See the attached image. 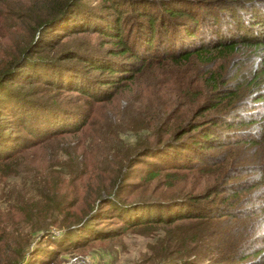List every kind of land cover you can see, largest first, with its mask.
I'll use <instances>...</instances> for the list:
<instances>
[{
    "label": "trees",
    "instance_id": "1",
    "mask_svg": "<svg viewBox=\"0 0 264 264\" xmlns=\"http://www.w3.org/2000/svg\"><path fill=\"white\" fill-rule=\"evenodd\" d=\"M59 1L51 0L42 10L29 5L23 21L29 31H26L23 48L17 61L0 69V178L6 175L10 163L12 165L18 159L22 150L63 135L83 120L82 116L65 113V105L59 102L52 105L23 86L29 70L42 78L50 77L60 85L66 82L68 86L74 85L79 80L88 88L87 95L101 103L112 98L114 93L110 90L117 88L122 78H134L131 76L136 71L134 65L124 55L155 59L159 56L155 54H160L171 62H179L193 55L209 56L213 50L230 52L238 44L245 46L246 42L249 43L247 46L256 48L260 46L257 38L264 35V0H99L94 3L73 0L72 5H66L68 0ZM4 12L18 13L16 4H7ZM51 27L58 33H51ZM90 27L100 40L108 39L109 42H94L92 52H74L69 47H60L67 42L60 39V33L67 36L73 33L72 28L85 31ZM57 36L59 40H56ZM106 43H113V49L106 53H101L106 48L95 50ZM51 48L54 52L49 53ZM7 57L14 59L10 53ZM22 67L29 70L21 72ZM89 69L99 72L91 75ZM210 79L216 80L214 76ZM216 86L212 90L213 99L203 97L201 111L222 109L235 97L237 88L219 89ZM198 98L200 96L189 102L195 105ZM173 99L176 100V96ZM179 99L186 108L187 97ZM230 113L231 110L227 114ZM194 115L197 114L191 116ZM211 118L195 120L189 117V122L178 127L179 133L167 136L163 132L167 124H163L149 135L150 140L140 144L129 156L118 157L114 171L97 170L94 174L93 170L86 171L84 167L85 180L80 174L77 180L73 175L67 194L65 191L56 200L41 190V186L31 188L41 207L23 196L13 197L0 192L7 205L5 211L0 212V264H60V255L67 250H82L100 240L115 238L124 227L147 231L152 226L165 227L166 236L158 239L157 258L143 255L138 264H202L199 254L188 259L193 248L210 233H215L214 229L221 222L236 226L235 220L239 217L245 221L249 215L236 216L238 211L230 209L227 203L239 192L256 186L253 182L238 190L242 186L237 182L227 184L223 176L210 173L217 168H228L224 165L223 149L216 157L206 154L205 149L230 143L234 137L229 135L228 129L236 125L234 132L244 130L246 124L243 120L230 123L223 116ZM251 140L254 137L237 143ZM162 164L169 165L166 169L175 175L182 171L204 172L214 175V181L203 189V196L186 190L146 202V175L159 170ZM145 167L148 170L142 175ZM235 173L234 170L232 175ZM43 178L37 177L34 183L44 184L40 182L46 180ZM214 193H225V196L218 203L210 197ZM261 195L264 206V194ZM51 199L56 201L53 205L58 203L57 209L63 217L61 238L48 236L52 234L43 228L35 241H28L27 236H19L18 223L6 220L12 216L11 211L25 221L35 214L41 217ZM172 231L177 232L175 237L169 234ZM27 244L29 247L24 252ZM175 245L179 249L175 253L177 256L173 255ZM243 259L225 256L207 264H256V261L243 262Z\"/></svg>",
    "mask_w": 264,
    "mask_h": 264
},
{
    "label": "rangeland",
    "instance_id": "2",
    "mask_svg": "<svg viewBox=\"0 0 264 264\" xmlns=\"http://www.w3.org/2000/svg\"><path fill=\"white\" fill-rule=\"evenodd\" d=\"M72 1L68 0L66 5H72ZM11 3L16 4L18 13L4 12L7 4ZM50 3L51 0H0V64L3 65L0 69L17 61L23 48L26 31L29 32L27 25L23 23L29 5L42 10ZM70 30L73 33L67 36L59 34L62 41L67 40L60 45L61 48L69 47L68 49L74 52H92L94 42H109L108 39L100 40L91 27L85 31L78 28ZM53 32L58 33L55 27H51V33ZM49 36L50 34L46 38ZM257 39L260 46L256 48L247 46L249 43L246 42L245 46L238 44L230 52L213 50L209 56L193 55L179 62H171L160 54H155L159 55L155 59H141L134 54L131 57L124 55L128 62L134 65L136 73L131 74L134 78H122L119 86L110 90L114 93L112 98L101 103L87 95L88 88L79 80L74 85L68 86V82L60 85L50 77L42 78L38 73H34L35 71L22 67L21 72L29 70L26 73V84L23 86L38 97L46 98L44 101H49L52 105L57 102L65 105V113L82 116L83 120L63 135L22 150L17 156L18 159L14 160L12 165L10 163L6 175H1L0 192L13 197L23 196L39 207L40 202L31 188L41 186V190L51 194L56 200L65 191L67 194L70 189L69 179L73 175L77 180L80 174V178L85 180L84 167L86 171L93 170L94 174L97 170L114 171L113 166L118 157L129 156L140 144L150 140L149 135L163 124H167L163 129L164 136H167L179 133L181 129L178 127L189 122V117L200 120L223 116V119L230 123L243 120L246 123L244 130L234 132L236 125L228 129L229 135L234 137L230 143L227 142L225 147L216 146L205 151L206 154L216 157L220 150H224V165L228 169L217 168L216 173H210L223 176L227 184L237 182L242 186L238 187V190H242L255 182V187L239 192L234 200L227 203L230 204V209L238 211L236 216H249L245 221L240 219L241 217L235 220L236 226L227 225V221L218 224L214 229L216 231H213L215 233L203 238L194 250L192 249L188 259H193L199 254L201 263L207 264L214 261L212 259L230 256V259L240 260L244 257L243 262L256 261V264H264V206L261 195L264 194V35ZM56 40H59V36ZM112 47L113 43H106L95 47V50L106 48L105 52H101L106 53L113 49ZM52 52L54 48L49 49V53ZM9 53L14 59L7 57ZM98 72L89 69L91 75ZM210 76H214L216 80L213 81ZM215 85L219 89L237 88L235 97L222 109L201 111L204 105L200 102L203 97L213 99L212 90ZM174 96L176 100L173 99ZM199 96L200 100L195 105L189 102ZM179 97H187L189 103L185 104L186 108ZM229 110L231 113L227 114ZM192 114L197 115L191 116ZM249 137H254V140L237 143L238 140ZM167 167L169 165L162 164L159 170L146 175L148 190L145 192L147 198L144 201L167 198L185 193L186 190L203 196V189L214 181V175L210 176L204 172L182 171L175 175V172L172 173ZM147 170L146 167L142 168L141 174L144 175ZM234 170L235 176L232 175ZM52 173V177H46ZM37 177H44L46 180L40 181L44 184L34 183ZM223 196L225 193L210 195L211 199H216L218 203ZM54 199L45 205L44 215L41 217L35 214L25 221L21 215L11 211L12 216L6 220L9 223H18L19 236H27L28 241H35V237L43 228L52 234L48 236L61 238L63 217L57 209L58 203L53 205L56 202ZM6 208L7 205L0 196V212H4ZM163 228L165 227L152 226L147 231L121 228V234L115 238L100 240L82 250L70 249L61 253L60 264L65 260L62 257L67 260L66 256L70 254L83 256L88 264H138L143 255L156 259L158 239L166 236ZM182 230L185 231V228ZM176 233L172 231L169 234L175 237ZM28 247L29 244L24 247V252ZM178 252L177 245L173 246V255Z\"/></svg>",
    "mask_w": 264,
    "mask_h": 264
},
{
    "label": "built area",
    "instance_id": "3",
    "mask_svg": "<svg viewBox=\"0 0 264 264\" xmlns=\"http://www.w3.org/2000/svg\"><path fill=\"white\" fill-rule=\"evenodd\" d=\"M66 257H67V260L64 256L62 257L65 259L63 264H88V261L84 259L83 256L70 254V255H67Z\"/></svg>",
    "mask_w": 264,
    "mask_h": 264
}]
</instances>
